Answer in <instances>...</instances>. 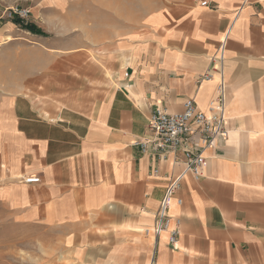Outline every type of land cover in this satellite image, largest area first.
I'll list each match as a JSON object with an SVG mask.
<instances>
[{"label": "crops", "instance_id": "1", "mask_svg": "<svg viewBox=\"0 0 264 264\" xmlns=\"http://www.w3.org/2000/svg\"><path fill=\"white\" fill-rule=\"evenodd\" d=\"M209 1L146 0L137 16L126 8L122 34L96 37L94 69L85 47L0 45V200L15 224L51 230L69 264H264V0ZM229 29V138L170 198L173 247L169 230L153 227L184 165L168 159L155 175L139 143L155 108L179 112L192 98L208 109L220 67L197 79ZM74 72L103 96L91 108L44 114L33 104L29 96H71Z\"/></svg>", "mask_w": 264, "mask_h": 264}, {"label": "rangeland", "instance_id": "2", "mask_svg": "<svg viewBox=\"0 0 264 264\" xmlns=\"http://www.w3.org/2000/svg\"><path fill=\"white\" fill-rule=\"evenodd\" d=\"M145 1L0 0V34L3 33L0 45L2 48L18 42L45 47L48 43L59 50L63 46L69 47L75 54L85 47L84 49H88L90 54L83 64L94 69L93 54L98 44L96 42L109 37L116 27L120 30L118 34L119 32L122 34V31L126 30L122 13L128 8L134 16L141 14ZM154 1L159 2V0ZM16 8L28 9L30 13L24 22L36 24L47 36L34 34L22 28L21 24L15 23L9 12ZM134 27H136L135 23ZM72 75L75 77V84L70 86L71 96L39 94L29 98L44 114H47L49 108L56 110L63 107L78 110L91 108L103 96H93L96 85L92 80L86 79L85 74L74 72ZM83 80L88 83L83 84ZM66 255L61 241L51 230L15 224L0 200V264H69Z\"/></svg>", "mask_w": 264, "mask_h": 264}, {"label": "built area", "instance_id": "3", "mask_svg": "<svg viewBox=\"0 0 264 264\" xmlns=\"http://www.w3.org/2000/svg\"><path fill=\"white\" fill-rule=\"evenodd\" d=\"M201 6H209V0H195ZM29 10L16 8L9 12L13 18L19 16L25 20ZM230 29L220 41L218 52L211 58L209 69L200 74L197 81L212 79L220 67V80L217 94L211 100L207 110L201 109L194 99L188 98L179 112H168L166 109L155 108L150 115L149 134L139 143L143 152L150 154L158 165L153 167V174L160 173L159 164L172 159L174 163L182 162L184 169L170 179L164 197L160 201L154 233L159 236L169 230V241L173 247L177 246L180 234L179 221L177 226L171 227L172 217L169 213L170 198L176 193L187 176L199 179L203 176L207 165V152L216 148L229 138L230 129L227 117L228 86L223 73L226 60V49ZM128 76V73H126ZM24 182H39L37 176H26ZM179 203L182 202L178 199ZM148 231V230H147Z\"/></svg>", "mask_w": 264, "mask_h": 264}, {"label": "trees", "instance_id": "4", "mask_svg": "<svg viewBox=\"0 0 264 264\" xmlns=\"http://www.w3.org/2000/svg\"><path fill=\"white\" fill-rule=\"evenodd\" d=\"M13 21L17 24H21L22 28H25V29L31 31L34 34L41 35V36H47V34H45L41 28L37 27L36 24L31 23V22H24L25 20H23L19 16H15L13 18Z\"/></svg>", "mask_w": 264, "mask_h": 264}]
</instances>
